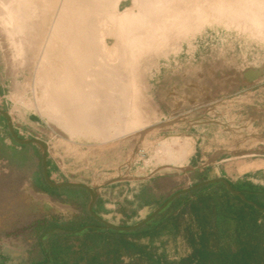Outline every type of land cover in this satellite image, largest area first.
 Listing matches in <instances>:
<instances>
[{"label": "rangeland", "instance_id": "374dc122", "mask_svg": "<svg viewBox=\"0 0 264 264\" xmlns=\"http://www.w3.org/2000/svg\"><path fill=\"white\" fill-rule=\"evenodd\" d=\"M71 1H75L76 4L81 5L85 2V0H70L69 3H72ZM187 1V5L185 3V5L178 7L179 12H182V9L187 10L189 6L192 7V3L195 1L196 3L194 5H197H193V7H197L200 4V0ZM226 1L203 0L202 3L206 2L204 10L200 15L195 12L190 18H187L189 23L185 20L186 24L189 25V29L186 30L187 32L184 36L176 35L175 43L193 40L200 36H208L211 38L222 37L241 42L247 47V50L243 48L241 52H250V49L255 47L260 52H264V22L255 25L252 21V15L246 11L247 6L254 4L253 7H256L257 3H261L258 1L263 2L264 0H251L252 2L249 0H246V2L244 0H236V2L241 3H236L235 1L230 3V5H236L235 7L237 9H231L233 6L231 5V7L227 3L228 1ZM59 2L61 3V0L58 1V5L60 6ZM133 5L134 0H122L120 8L123 10ZM139 5H135L136 12H139ZM110 10L111 8L107 12H111ZM166 11L168 12V10ZM262 13L264 14V11ZM53 17L54 15L50 14L48 15V21L45 18L43 19L44 21L41 27L43 32H47L48 30L50 32ZM162 18L160 15L158 21L160 22ZM231 18H234L235 21H231ZM229 21L231 22L229 23ZM90 26V28L86 27L88 30L86 31L90 35L89 38L93 36V41L97 44V36H99L98 28L95 29L93 27V29L92 24ZM10 28L11 25L5 24L1 15L0 107L9 112L17 111V109L30 110L38 116V122L36 121L35 123H38L39 127L24 131L22 137H40L44 139L49 144V149L52 153L56 152V149L60 147L64 148L69 154H76V163L79 172L75 175L74 181L84 182L94 186L120 175L148 176L157 167L167 163L178 166L196 167L214 163L217 159L224 158L225 156L223 155H226V153L230 156H236L264 152V106L254 107L251 105H242L239 108H213L205 110L201 114L197 113L198 115L195 112L190 113L184 112L185 110H179L175 113L177 116L176 119L170 118L171 109L156 107V104L153 102V93L144 81L143 75L147 71L146 69L144 71L143 64L146 60L152 58L157 51H151L148 54L140 56L138 62L140 67L138 69L139 71H134L135 66L132 69L130 64H124V69L117 67V65L109 66V68L106 67L105 69H101L100 67L93 69L91 67L93 71H88L90 73L89 76L82 75L80 77L82 82L80 81L79 84L80 94L82 93V96L88 98L89 102L91 101V119L93 121L90 119L92 123L88 125V128L99 131L104 130L108 126L115 125V123L118 124L116 131L105 139L93 138L82 133L73 135L68 129L58 123L57 116H52L46 111L45 107H43L44 102L40 101V98L43 96V91H41L42 88L38 79L37 72L39 65L37 64H39V57L42 51L35 44L41 42V39H36L22 53L15 43L17 40L14 34L11 33ZM107 42L109 46L115 44L116 37L114 35H108ZM98 60L100 61V59ZM98 60L96 61L95 59V66L98 65ZM127 68H131L133 71L131 70L132 72H130V69L128 70ZM123 81L127 82V84ZM137 89H139V94L142 97L141 107H143L141 111L145 115V122L139 127L131 126L129 121L131 120L129 114L134 109L132 108L134 106L131 100ZM5 94L7 96L3 97ZM145 94L146 96H144ZM4 98H8V103H6V100H3ZM42 102L43 104H40ZM128 110L130 113H128ZM194 116H202V119H194ZM127 124L129 125L126 126ZM91 125L95 127H91ZM101 127H104V129H101ZM140 132L143 135L118 141L120 138L134 133L140 134ZM0 137L9 144H13L12 138L5 129H0ZM173 140H180L183 143L184 141H189L190 144L187 146V151L188 153L191 152V154L180 162L156 161L153 155L161 142L165 141V143H168ZM219 147L228 149H222L217 153L216 149ZM26 148L22 152L27 158L24 160L22 171L17 173L16 204L8 206L0 199V264H21L42 258L43 251L41 249L43 246H48L44 235L48 231L54 230L55 227H60L63 231H66V226L72 221L79 219L87 221L89 224H96L95 218L90 214L87 207L90 200V194L87 191H81L80 196L76 193L70 197L54 194L53 196L49 195V200L41 197L38 193L39 191L35 188L37 187L38 190H42L36 181V174L41 175L43 173L42 150L37 144H28ZM233 149L234 151H230ZM223 150H225V154ZM214 177H216L214 173H205L201 170L188 169L184 172L182 170L168 168L159 170L151 177L143 180L124 179L106 185L99 190V194L102 197L110 196L116 200H122L121 197H123L124 193V199L122 201L124 207L120 210L117 209V212L114 214L110 212L106 213V216L108 217L107 220L113 223L132 225L148 216L175 192L190 187L204 179ZM20 178H23L25 181ZM55 181L64 182L63 180L57 179ZM195 190L189 191L193 197L196 196ZM126 192L129 194L128 198L125 197ZM67 198L74 205H68L62 202V200ZM55 203L66 206L58 207ZM181 217H184L190 223L194 220L190 204L186 205L181 212ZM260 221L263 222L264 226V218H261ZM151 224L153 223H148L132 232L118 231L119 235L112 233L114 234V238H119L115 243L116 254L114 251L115 244L113 242L110 247L105 245L103 251L106 254L103 258H106L108 264H136L137 260L130 259V255L124 254V249H121L120 246L124 245V236L144 234L152 228ZM86 239L73 237L67 239L65 242H61L62 245L64 243L66 245H72L71 249L73 251L70 252L71 262L80 255L78 248H80V245ZM100 240L97 238V242ZM98 245L101 247L102 244L98 242ZM217 250L218 244L216 243L214 244V251L220 255ZM182 254L185 256H193L194 249L191 248L190 251L182 252ZM220 262L219 257H217L216 264H221ZM206 263L210 264L209 262ZM81 264H87V261L82 260ZM190 264L197 263L194 260L192 262L190 261ZM261 264H264V256Z\"/></svg>", "mask_w": 264, "mask_h": 264}, {"label": "bare ground", "instance_id": "6f19581e", "mask_svg": "<svg viewBox=\"0 0 264 264\" xmlns=\"http://www.w3.org/2000/svg\"><path fill=\"white\" fill-rule=\"evenodd\" d=\"M58 1L0 0V14L4 23L11 25L10 31L14 34L17 40L15 43L22 53L36 39H41L39 45L35 44V46L37 45L42 51L39 64H37L39 65L37 73L42 88L41 91H43L40 101L44 102L43 107L46 111L52 116H57L58 123L73 135L82 133L100 139L110 137L116 131L118 123L105 129L101 127L104 130L99 131L88 128V125L92 123L91 101L89 102L88 98L82 96V93L80 94V77L84 74L89 76L88 71H93L94 68L105 69L115 65L124 69V64H130L132 69L135 66L134 71L138 70L140 68L138 63L140 56L151 51L158 52L161 48H167L175 43L176 35L184 36L186 30L189 29V25L186 24L187 18H190L195 12L200 15L206 6V2L202 3L203 0H200V4L193 7L196 3V1H193L192 7L189 6L187 10L182 9V12H179L178 7L185 5L188 2L187 0H134L132 7L123 10L120 8L122 0H85L82 5L76 4L75 1L69 3L70 0H61V3L59 2L60 6ZM227 1L229 5L234 1L236 2V0ZM244 1L246 2V0ZM258 2L261 3H257L256 7H253V4L247 6L246 9L252 15V21L255 25L264 22V14L262 13L264 11V1ZM189 3L191 4V2ZM136 4H140L139 12L135 11ZM235 6L231 9L236 8ZM110 8L111 12H107ZM50 14L54 15L53 22L50 25L51 30L50 32H48L49 30L43 32L41 28L43 19L45 18L48 21V15ZM159 14L163 17L160 22L158 21L160 19ZM231 21L234 22L235 19L231 18ZM90 24L93 25L92 28H98V43L96 42L98 45L94 43V37L89 38L90 35L87 33L86 27L90 28ZM108 35L116 37L115 44L108 45ZM95 59L96 61L100 59L101 62L98 60L99 63H97L100 66H95ZM131 68L127 69L132 72ZM124 77L126 78V76ZM125 83L127 84V82ZM130 84L132 83L130 82ZM133 88L135 89V87ZM141 100L142 97L139 94V89H137L131 100L134 109L131 113L128 110L131 126L139 127L145 122V115L141 111L143 107H141ZM43 102L40 104H43ZM189 144V141L183 143L180 140H173L168 143L161 142L153 157L158 162H180L191 154L187 151Z\"/></svg>", "mask_w": 264, "mask_h": 264}, {"label": "trees", "instance_id": "16d2710c", "mask_svg": "<svg viewBox=\"0 0 264 264\" xmlns=\"http://www.w3.org/2000/svg\"><path fill=\"white\" fill-rule=\"evenodd\" d=\"M13 141L22 149L28 145L19 144L14 139ZM15 155L18 159L23 158L18 150ZM42 182L45 190L53 194L60 195L69 189L53 188L44 178ZM231 184L234 189L243 192L247 199L255 202L256 205L233 195L223 182L202 186L195 190L196 196L194 197L190 195V192H187L174 198L154 219L148 222L153 223L151 224L152 228L148 232L138 235L137 242L134 240L130 245L120 246L121 249H124V254L130 255V259H136V264H190V261L194 260L197 264H207L206 262L216 264L217 257L221 264H261L264 256V226L260 219L264 218V210L259 209L258 206L264 207V187L234 184L233 182ZM76 190V194L79 196L81 191H86L81 188ZM189 201L194 216V220L191 223L188 222V226L193 230V256L170 252L164 246L167 239H162L159 245L156 243L161 235L156 230L165 228L166 233H169L168 230L174 222L168 219L172 215L175 218L178 210L180 214L184 210L185 202ZM66 229L63 231L62 228L55 227L54 230L48 231L44 235L48 246H43L41 249L43 257L23 264H81L82 260H86L87 264H108L106 258H103L106 254L103 249L105 245L110 247L113 242L115 244L119 239L114 238L112 234L118 232L117 230L106 229L97 220L96 224H89L82 219L72 221L66 226ZM73 237L89 240L86 239L82 242L78 248L80 255L71 262L72 245L65 243L62 245L61 242ZM97 238L101 239L98 241L102 244L101 247L97 246ZM216 243L220 255L214 251Z\"/></svg>", "mask_w": 264, "mask_h": 264}, {"label": "flooded vegetation", "instance_id": "af4514ba", "mask_svg": "<svg viewBox=\"0 0 264 264\" xmlns=\"http://www.w3.org/2000/svg\"><path fill=\"white\" fill-rule=\"evenodd\" d=\"M243 48L247 50L234 39L208 36L161 48L143 64L156 107L171 109L170 118L176 119L179 110L201 114L213 108L264 106V52L256 47L241 52Z\"/></svg>", "mask_w": 264, "mask_h": 264}, {"label": "crops", "instance_id": "0c3cea01", "mask_svg": "<svg viewBox=\"0 0 264 264\" xmlns=\"http://www.w3.org/2000/svg\"><path fill=\"white\" fill-rule=\"evenodd\" d=\"M6 96L7 94L3 95V97ZM7 99L8 98H4L3 100H6V103H8ZM10 114L14 120L15 130L21 137L22 134H24V131L32 130L34 128L39 127L38 123H35L36 121L38 122V116H36L34 112L30 110L17 109V111L14 110L10 112ZM0 129H5L12 138L7 126L6 119L1 114ZM24 149L27 148L25 147ZM222 149L226 150L228 148L219 147L216 149L217 153L220 152ZM16 150H18L19 153L23 156L22 159H17L15 155ZM22 150L23 149L21 147L18 148V146L14 144V141L13 144H9L0 137V199L8 206L16 204L18 181L17 173L19 171H22L24 160H26L27 158L26 155L22 152ZM223 156L225 157H222V159H217L214 163H209L211 167H209L205 173L211 172L214 173L216 177H227L234 184H250L254 186L264 187V152L236 156H230L226 154ZM76 159V154H69L67 151H65L64 148L59 147L54 153H52L49 149L48 172L51 178L53 180H63L64 182L74 181L75 175L77 174V172H79ZM42 177L45 179L44 173H42L41 175H39L38 173L36 174V181L39 186H41L42 190H38L37 187L35 189L39 191L38 193L43 198H46V195L53 196V193H50L45 190L44 184L42 182ZM20 179L24 180L23 178ZM68 188L69 189L65 193L63 192L60 195L64 197L65 195H67L70 197L75 194L77 191L76 189H78L76 187ZM125 197H129L128 192L125 193ZM121 198L122 200H116L115 198L110 196L102 197L99 194L94 209L96 213H98L100 216L105 219H108L106 213L110 212L114 214L117 212V209L120 210L124 207V203L122 202L124 199V193L123 197ZM190 201L185 202L183 209L186 207V205L191 204ZM62 202L64 204L74 205L73 202L68 198L62 200ZM178 212L179 210L176 211L175 218H173L174 216L172 215L168 219L169 221L171 220V222H174L168 230L169 233H166L165 228H160L156 230L157 233L162 235H160V238L157 240L156 243L159 245L162 239H167V241L164 243V246H166L169 251L173 252L174 254H181L182 252L190 251L191 248L194 247L192 227L188 226V220L184 217H181V213L179 214ZM114 233L115 235H119V232ZM134 235L135 234L124 236V245H130V243L134 240L137 242L136 239L138 235Z\"/></svg>", "mask_w": 264, "mask_h": 264}, {"label": "water", "instance_id": "95a60500", "mask_svg": "<svg viewBox=\"0 0 264 264\" xmlns=\"http://www.w3.org/2000/svg\"><path fill=\"white\" fill-rule=\"evenodd\" d=\"M0 114L6 119L7 122V126L8 129L10 131V134L12 136V138L19 144H37L40 146L41 150H42V164H43V173H44V177L46 182L53 188H68V187H76V188H81L86 190L89 194H90V200L89 203L87 205L88 210L90 212V214L99 222L102 224V227L106 228V229H112V230H117V231H132V230H136L142 226H144L145 224H147L149 221H151L152 219H154L159 212H161L174 198L178 197L181 194L187 193L189 191L198 189L202 186L211 184V183H216V182H223L227 189L236 196H239L242 200L252 203L254 205H256L255 202L247 199L246 195L233 188L230 179H228L227 177L224 176H218V177H214V178H208V179H204L196 184L191 185L190 187L181 189L177 192H175L174 194H172L168 199L165 200V202H163L159 207H157L153 212H151L148 216H146L145 218H143L141 221H139L136 224H132V225H120V224H116L113 223L112 221H109L105 218H103L102 216H100L98 213H96L94 206L95 203L98 199L99 196V190L109 184H112L114 182L120 181V180H143L145 178H149L151 177L155 172L159 171V170H163V169H168V168H173V169H177V170H182L184 172H186L188 169L190 170H196L197 168H199V166L196 167H187V166H178L175 164H171V163H167L164 164L162 166L157 167L150 175L148 176H135V175H130V176H124V175H120L114 178H111L103 183H101L100 185H94L91 186L89 184H86L84 182H79V181H65V182H56L55 180H53L48 172V151H49V144L42 138L40 137H33V138H23L21 137L15 130V125H14V120L10 114V112L4 108L0 107ZM167 123V122H166ZM138 135H143V133L140 132L139 133H134L128 136H125L123 138H120V140L118 141H122V140H126L128 138H135ZM46 198L49 200L50 197L49 195H46ZM58 207H64L66 205L64 204H59V203H55ZM259 209L264 210V207H259Z\"/></svg>", "mask_w": 264, "mask_h": 264}]
</instances>
